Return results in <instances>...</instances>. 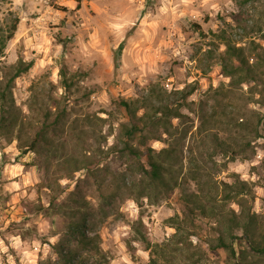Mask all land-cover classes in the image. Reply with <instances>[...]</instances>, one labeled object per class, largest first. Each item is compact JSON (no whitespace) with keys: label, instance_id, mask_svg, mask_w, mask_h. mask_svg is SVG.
<instances>
[{"label":"rangeland","instance_id":"374dc122","mask_svg":"<svg viewBox=\"0 0 264 264\" xmlns=\"http://www.w3.org/2000/svg\"><path fill=\"white\" fill-rule=\"evenodd\" d=\"M13 16L0 83L19 60L32 61L12 88L21 141L45 114H64L37 152L20 154L16 132L0 128V264H69L52 244L76 249L66 233L74 222L97 237L99 251L81 250L86 264H152L146 245L166 242L176 216L195 261L176 253L169 264H264L235 226L254 225L263 247L264 0H0V25ZM122 19L133 23L121 40L109 25ZM121 100L139 114L147 103L179 113L157 139L131 141L138 158L121 150ZM149 153L164 185L143 170ZM192 192L208 210L190 224L183 195ZM229 216L234 254L215 247L214 229Z\"/></svg>","mask_w":264,"mask_h":264},{"label":"trees","instance_id":"16d2710c","mask_svg":"<svg viewBox=\"0 0 264 264\" xmlns=\"http://www.w3.org/2000/svg\"><path fill=\"white\" fill-rule=\"evenodd\" d=\"M65 8V7H63ZM65 10V9H64ZM19 23V18L13 16L9 19L5 25H0V58L4 55L7 43L13 38ZM199 28L198 25H195ZM226 57H230V43L226 46ZM233 54V53H231ZM226 57H222V67L226 75L230 76L232 72L229 64L226 62ZM32 66V61L24 62L19 60L15 65L11 66L12 71L9 76L5 79L3 83H0V128L6 129L7 132H16L15 140L17 141L20 154H26L27 152H37L39 144L46 140L45 131L53 126H56L59 119L62 118L64 112L62 110L57 111L54 119L50 120L49 116L45 114L41 123H32V133L28 138L26 143L21 141V134L23 130L22 121L18 117V107L16 106L13 96L12 88L14 85V80L21 73L27 71ZM191 91L186 92L185 95H189ZM120 105L124 107L127 114L126 121L121 123V135L120 142L122 144L121 150H126L137 158L140 157L141 151L131 144V141L139 140V144H144L147 136L157 139L156 132H158V126L160 124L165 125L168 120V116H178L179 113L174 109L173 105L167 103H151L145 104L144 111L139 114L138 107L133 102L121 100ZM58 120V121H57ZM147 150H151L149 147ZM147 163L149 169L143 167V170L148 173V177L151 179L152 183L157 185H164L166 182L162 177L161 173V163L149 153L147 155ZM85 166H75L73 171L80 170ZM210 195V193H208ZM206 197H209V196ZM229 196L226 192L224 197ZM199 194L192 192L191 195H183L184 200V211L186 222L193 224L194 220L201 218L207 213V205L203 200H201ZM205 197V198H206ZM41 209H39L40 211ZM212 211V210H210ZM171 224L174 225L175 231L170 235L168 240L162 244L159 243H147L146 248L150 252V262L152 264H169V256L171 254L179 253L195 261L194 253L186 254L184 251L186 241L189 239V233L186 227L179 220L178 216L170 217L168 219ZM244 229L245 233H248L249 239L251 241L252 250L256 252H264V245L261 247L257 242L255 237L256 228L254 225H235ZM87 227L82 225L80 222H74L68 226L66 233L71 235L77 241V248L71 249L69 246L64 245L62 242H56L52 244L55 249L57 256L63 263L69 264H86L85 260L81 257V250H86L90 254L99 251L96 239L97 237H89L85 230ZM217 234L215 247H220L228 250L231 254H234L233 246L230 244V216L227 225H218L214 229ZM189 246V245H187Z\"/></svg>","mask_w":264,"mask_h":264},{"label":"clouds","instance_id":"9594fccd","mask_svg":"<svg viewBox=\"0 0 264 264\" xmlns=\"http://www.w3.org/2000/svg\"><path fill=\"white\" fill-rule=\"evenodd\" d=\"M181 2L187 4V3H189V0H181ZM14 3L20 4L21 0H14ZM141 6H142V2H141ZM166 11H168L167 8H163L162 7L160 9V12H162V13L166 12ZM172 11H175V9L173 8ZM122 21H123L122 23H112V24L109 25V27L111 29L115 30L116 34L119 36V39H121V40L123 39V35L121 33V29H123L126 25L133 23V21H130V20H127V19H122ZM150 27H155V23L150 25ZM145 35H147V34H145ZM0 250L6 251V249H0ZM9 260H11V258H9Z\"/></svg>","mask_w":264,"mask_h":264}]
</instances>
